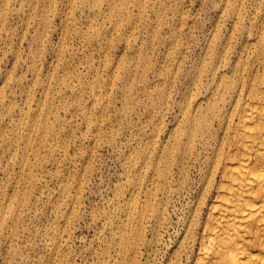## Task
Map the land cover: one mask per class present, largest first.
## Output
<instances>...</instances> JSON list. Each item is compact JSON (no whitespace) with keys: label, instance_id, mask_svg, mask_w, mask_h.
<instances>
[{"label":"rangeland","instance_id":"rangeland-1","mask_svg":"<svg viewBox=\"0 0 264 264\" xmlns=\"http://www.w3.org/2000/svg\"><path fill=\"white\" fill-rule=\"evenodd\" d=\"M258 6L0 0V264H178L200 166L184 186L156 156L208 42L235 62Z\"/></svg>","mask_w":264,"mask_h":264},{"label":"bare ground","instance_id":"bare-ground-1","mask_svg":"<svg viewBox=\"0 0 264 264\" xmlns=\"http://www.w3.org/2000/svg\"><path fill=\"white\" fill-rule=\"evenodd\" d=\"M256 4L262 24L235 62L231 38L208 42L170 157L156 156L164 176L175 166L184 186L187 163L200 166L201 192L178 264H264V0Z\"/></svg>","mask_w":264,"mask_h":264}]
</instances>
